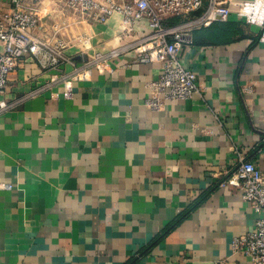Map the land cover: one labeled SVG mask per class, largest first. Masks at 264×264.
<instances>
[{"label": "crops", "instance_id": "1", "mask_svg": "<svg viewBox=\"0 0 264 264\" xmlns=\"http://www.w3.org/2000/svg\"><path fill=\"white\" fill-rule=\"evenodd\" d=\"M227 2L183 52L204 93L160 110L159 67L133 54L71 91L18 65L0 94V264H251L232 243L256 214L223 182L241 158L264 172V0ZM120 23L69 40L118 47Z\"/></svg>", "mask_w": 264, "mask_h": 264}, {"label": "built area", "instance_id": "2", "mask_svg": "<svg viewBox=\"0 0 264 264\" xmlns=\"http://www.w3.org/2000/svg\"><path fill=\"white\" fill-rule=\"evenodd\" d=\"M5 4L8 9L0 12V94L26 58L54 72L47 88L61 82L71 91L75 83L89 81L95 73L111 74L112 61L133 54L135 63L159 67L155 92L146 103L154 110L167 101L202 96L205 87L186 66L183 52L193 47L196 30L231 17L227 0H4ZM54 6L59 13L52 17ZM116 14L121 23L115 38L124 44L98 52L94 58L68 53L76 44L63 38L62 31L82 24L106 25ZM67 66L72 68L69 74ZM6 110L0 106V116ZM228 177L223 184L237 187L256 214L253 230L233 240V252L249 258L251 264H264V172L241 158Z\"/></svg>", "mask_w": 264, "mask_h": 264}, {"label": "rangeland", "instance_id": "3", "mask_svg": "<svg viewBox=\"0 0 264 264\" xmlns=\"http://www.w3.org/2000/svg\"><path fill=\"white\" fill-rule=\"evenodd\" d=\"M52 17L56 16L59 12H58V7L54 6L52 9ZM57 20H59L57 18ZM95 26L97 25H86V24H82V25H76L73 26V29L69 28L68 30L62 31L61 32V36L63 38H65L66 40H69V38H72L74 35L77 36L78 33H93L96 32L93 28H95ZM83 43L81 44V41L78 39H73V41L76 43V47L74 48L75 53L77 52H82L84 54L85 57H89V58H94L95 54L98 52H101L103 50H107V49H103L102 47H100V50L98 51H92V49L94 47H92V42L90 43V36L87 35V38H85L86 34L84 33L83 35ZM89 37V38H88ZM77 38H81V37H77ZM73 44V43H72Z\"/></svg>", "mask_w": 264, "mask_h": 264}, {"label": "trees", "instance_id": "4", "mask_svg": "<svg viewBox=\"0 0 264 264\" xmlns=\"http://www.w3.org/2000/svg\"><path fill=\"white\" fill-rule=\"evenodd\" d=\"M178 22V20H175V23Z\"/></svg>", "mask_w": 264, "mask_h": 264}]
</instances>
